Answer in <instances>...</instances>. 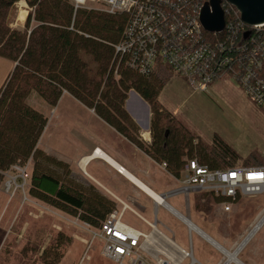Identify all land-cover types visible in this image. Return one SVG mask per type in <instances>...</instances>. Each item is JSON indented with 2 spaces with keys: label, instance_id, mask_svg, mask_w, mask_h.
<instances>
[{
  "label": "trees",
  "instance_id": "obj_1",
  "mask_svg": "<svg viewBox=\"0 0 264 264\" xmlns=\"http://www.w3.org/2000/svg\"><path fill=\"white\" fill-rule=\"evenodd\" d=\"M21 1L34 11L27 15L23 29L12 28L10 20ZM226 9L232 8L225 4ZM231 19L226 16L227 23ZM126 23L125 15L110 16L93 10L80 9L74 15L73 5L66 0H0V58L14 66L0 89V171L32 157L30 195L68 214L80 212L81 219L95 228L116 209V203L93 186L75 183L67 165L37 148L48 119L28 104L33 94L53 110L63 93H68L151 159L165 163L175 178L190 160L212 170L240 166L237 155L224 144L220 147L225 155H219L217 150L197 142L183 123L163 109L158 97L164 78H144L125 69L119 71L116 80L115 68L111 69L112 45L120 41ZM130 91L150 107V145L142 140L139 127L126 109ZM3 180L0 175V186ZM202 194V200L209 197L216 204L224 202L211 193ZM196 208L204 206L198 204ZM59 259L57 256L51 264H58Z\"/></svg>",
  "mask_w": 264,
  "mask_h": 264
},
{
  "label": "rangeland",
  "instance_id": "obj_2",
  "mask_svg": "<svg viewBox=\"0 0 264 264\" xmlns=\"http://www.w3.org/2000/svg\"><path fill=\"white\" fill-rule=\"evenodd\" d=\"M25 4L21 6L17 3L10 20L12 28L23 29L26 16L34 11L26 2ZM83 10L103 13L102 7L97 4H92ZM86 59L88 62L90 61L89 58ZM112 66L113 61L111 69ZM92 67L95 66L92 65ZM13 68L10 61L0 58V89L5 86ZM158 69L152 76L158 75V77L164 78V86L158 97V103L165 111L173 114L183 123L196 137L197 142L217 150L219 155H225V151L220 147L224 144L234 155H237L238 165L255 163L264 166V111L250 100L236 81L229 76H224L206 92H196L185 78L176 75L165 65H161ZM120 70H125V68L115 65V72L119 73ZM115 77L116 80L119 79L118 74H115ZM136 94V92L130 91L128 99ZM68 99L66 98L63 104H59L54 112L37 94H33L28 99V104L44 113L48 119L47 126L43 131L45 134L42 141L43 146L54 148L53 150L58 151V154H62L67 137L74 136L79 129L85 132L88 129L100 131L105 127L88 110L80 105L73 106ZM132 105L135 103L132 102ZM66 114L68 115L65 117ZM150 118L152 119V114ZM65 150L70 152L69 147H66ZM73 152L75 153V150ZM228 160L235 159L228 157ZM50 167L57 173L58 169L55 165L51 163ZM33 168L34 161L30 167L31 174ZM153 178L163 187L171 184V190L181 187V184L158 168H155ZM72 180L89 187L87 183L82 184L74 178ZM155 192L157 195L164 194L159 189H155ZM25 197L31 202L24 204ZM202 197H204L202 193L191 195L190 207L186 205V198L182 194L166 198V201L181 214L189 216L192 223L230 252L236 248L237 242H241L246 237L251 225L264 211V193L256 198L239 199L229 211L226 210L223 203L216 204L213 198L207 197L202 200ZM142 204L149 206L152 211L151 223L157 221V227L164 235L174 239L175 243L186 252L192 251L195 259L193 264L223 263L224 255L201 236L192 232V242H190L188 227L169 211L160 207L154 213L152 203ZM198 204L204 208H196ZM74 216L76 215L63 212L32 197L30 181L25 192L17 193L10 202L9 196L1 191L0 264H51L57 256H60L58 264H78L86 252L83 239L88 237L73 226L72 218ZM60 217L67 219L63 221ZM127 220L131 222L129 214L125 218L123 217L124 223ZM150 229L144 226L140 231L147 234L152 231ZM163 234L158 231L154 233L155 236L162 239V242L160 240L159 242L166 244L172 253L173 264H192L190 257L180 255L165 242ZM255 237H264V226L250 240ZM101 250L102 243L96 241L89 253L91 261L86 264H112L101 256ZM154 254L159 255L157 252Z\"/></svg>",
  "mask_w": 264,
  "mask_h": 264
},
{
  "label": "built area",
  "instance_id": "obj_3",
  "mask_svg": "<svg viewBox=\"0 0 264 264\" xmlns=\"http://www.w3.org/2000/svg\"><path fill=\"white\" fill-rule=\"evenodd\" d=\"M66 1L73 5L74 15L80 9L97 4L110 16H127L120 41L112 45L113 68L118 65L141 77L150 78L161 65H165L185 78L196 92H206L219 79L229 76L264 111V24L245 25L240 13L228 3L222 4V7L226 4L232 8L224 10L223 31L208 33L200 18L204 6L211 0ZM226 16H232L228 23ZM98 151L96 149L93 155ZM32 163L31 157L25 163L18 162L7 171H0L4 179L0 192L9 196V202L29 186ZM161 167L167 170L165 163ZM178 181L181 187L164 197L182 194L189 205L191 195L211 193L224 199L223 204L229 211L239 199L256 198L264 193V166L212 170L197 160H190ZM30 202L26 197L23 200L24 204ZM262 217L264 211L244 239L251 231L257 229L255 236L261 230L264 223L257 226ZM60 218L63 221L67 219ZM72 220L73 226L88 237L83 239L86 252L78 264L91 261L89 253L96 241L102 243L101 256L112 264H173V255L166 244L159 242L162 240L159 236H153L154 232H160L157 221L149 224L152 231L145 234L124 223L123 212L118 210L110 213L98 228L83 221L80 213ZM189 233L192 242V232L189 230ZM185 253V257L193 259L192 251Z\"/></svg>",
  "mask_w": 264,
  "mask_h": 264
},
{
  "label": "crops",
  "instance_id": "obj_4",
  "mask_svg": "<svg viewBox=\"0 0 264 264\" xmlns=\"http://www.w3.org/2000/svg\"><path fill=\"white\" fill-rule=\"evenodd\" d=\"M66 98H69L68 100H70V103L72 102L73 106L80 105L84 107L66 92H64L61 96L57 106L59 104H63ZM132 102H134L135 105H132ZM54 109L53 111H51L54 112ZM85 109L93 114L96 119L100 120L102 122V125L104 124V129H100V131H98L97 129H88V131L86 132L79 129V131L75 132V134L72 132L74 136L69 135L67 137L68 139H66L65 137L66 141L64 142V150L62 154H58V151L55 152L53 150L54 148H50V146H43L42 141L45 137V134L43 132L44 136L41 141L39 140L37 148L43 151L46 155L54 157L58 161L63 162L65 165H67L68 171L70 172L69 176L71 179L74 178L77 182H80L82 184L87 183L89 186L95 187L102 196L116 203L115 210L123 212L124 218L127 214H129L131 222H128L127 220V225L132 226L138 230H141L144 226H147L150 229L149 224H151L150 219L152 211L149 206H143L142 203H152L154 213H156L158 208L163 206L156 204L155 201L151 197H149L142 189L135 186L127 177L122 175V173H119L118 169L114 167V165H112L110 162L106 161L102 157L93 155L94 151L97 149L103 152L154 193H156L155 189L161 190L164 193L163 195H160L162 197L173 190H171V184L163 187L158 183L157 180L153 178L155 168L164 171L171 179L180 184V182L178 181L179 178H175L174 176H172L167 170H164L161 167L162 164H159L151 159L143 151H141L135 145L119 135L112 127L99 119L92 110H89L87 108ZM126 109L129 112L131 118L139 127L140 137L146 144L150 145L152 143V135L150 118L151 110L149 105L138 94H136L134 97H131L127 100ZM67 115L68 114H66L65 117ZM148 115L149 121H147ZM66 147L70 148V152H66ZM73 150H75V153L73 152ZM169 197L172 196L164 198L166 200V198ZM166 204L172 210H168L165 207L163 208L171 212V214H173V216H175L178 220L183 222L178 217L179 215L184 218H188V220L191 221L189 216H185L172 208L169 203H167V201ZM188 204L189 205H187L186 203V205L190 207V201L188 202ZM205 235L207 234L205 233ZM164 236V238L171 240L174 245L182 250V252L186 251L178 246L175 243L174 239H171L166 235ZM207 237L212 241H215L214 239L209 237V235H207ZM242 241L243 240H241V242ZM250 241L240 251V255H237L238 261L240 262V264H264V237H255ZM239 243L237 242L236 245L238 246ZM217 244L220 245L219 243ZM221 247L224 248L223 246ZM234 251H236V248L232 250V252Z\"/></svg>",
  "mask_w": 264,
  "mask_h": 264
},
{
  "label": "water",
  "instance_id": "obj_5",
  "mask_svg": "<svg viewBox=\"0 0 264 264\" xmlns=\"http://www.w3.org/2000/svg\"><path fill=\"white\" fill-rule=\"evenodd\" d=\"M223 2L233 6L240 13L241 21L245 25L264 24V0H211L204 6L200 18L203 28L208 33L222 32L225 27ZM147 121H149V115ZM194 262L195 259L193 258L192 264Z\"/></svg>",
  "mask_w": 264,
  "mask_h": 264
},
{
  "label": "bare ground",
  "instance_id": "obj_6",
  "mask_svg": "<svg viewBox=\"0 0 264 264\" xmlns=\"http://www.w3.org/2000/svg\"><path fill=\"white\" fill-rule=\"evenodd\" d=\"M21 3V5H26L24 1L19 2V4ZM143 117V116H142ZM97 155L99 157H102L103 159H105L106 161L110 162L112 165H114V167H116L119 171H121L122 175H124L125 177H127L135 186H137L138 188L142 189L149 197H151L156 204L161 205L165 208H167L168 210H172L167 204H166V200L164 197L155 194L152 190H150L148 187H146L143 183H141L138 179H136L134 176H132L128 171L124 170L121 166H119L116 162H114L112 159H110L107 155H105L103 152H101L100 150L94 154ZM164 198V199H163ZM178 217L189 227V230L191 232H196L199 236H201L202 238H204L206 241L210 242L213 246L217 247L218 250L224 255L225 259L223 261L222 264H240V262L237 259V255L239 254V251L242 250V248H244L246 246V244L250 241V239L254 236V234L256 233L257 229L253 230L250 232V234L247 236V238L244 240L243 243L239 244L236 247V251L234 252H230L227 251L226 249L222 248L220 245H218L215 241H212L210 238L207 237V235H205V233H203L198 227H196L191 221L188 220V218H184L182 216ZM264 223V217L261 218V220L258 223V227H260V225H262ZM155 233V232H154ZM153 236H155L153 234ZM165 242H167V244L173 248L175 251H177L180 255H184L185 256V252H182V250L180 248H178L176 245L173 244V242L167 238H165Z\"/></svg>",
  "mask_w": 264,
  "mask_h": 264
}]
</instances>
